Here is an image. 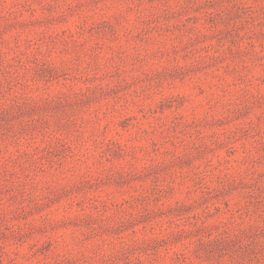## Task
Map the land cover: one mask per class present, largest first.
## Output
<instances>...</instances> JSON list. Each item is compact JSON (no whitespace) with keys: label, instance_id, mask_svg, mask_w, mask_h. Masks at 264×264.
<instances>
[{"label":"rangeland","instance_id":"374dc122","mask_svg":"<svg viewBox=\"0 0 264 264\" xmlns=\"http://www.w3.org/2000/svg\"><path fill=\"white\" fill-rule=\"evenodd\" d=\"M0 264H264V0H0Z\"/></svg>","mask_w":264,"mask_h":264}]
</instances>
